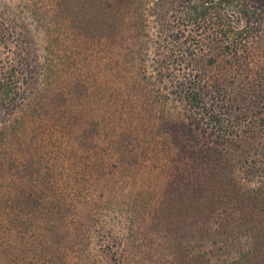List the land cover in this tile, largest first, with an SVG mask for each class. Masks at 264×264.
I'll return each instance as SVG.
<instances>
[{
  "label": "rangeland",
  "instance_id": "rangeland-1",
  "mask_svg": "<svg viewBox=\"0 0 264 264\" xmlns=\"http://www.w3.org/2000/svg\"><path fill=\"white\" fill-rule=\"evenodd\" d=\"M30 1L40 9L51 5H0L14 10ZM63 28L50 49L46 34L36 36L41 55H51L60 71L44 91L40 118L24 133L31 156L4 172L0 166V264H44L46 237L56 264H236L244 253L249 255L241 264H264V239L247 242L236 228L241 211L223 202L232 185L243 197L258 187L236 156L207 188L200 161L175 150L151 154V128L140 124L132 102L111 91L107 71L98 68L107 59L103 49L80 46L79 37ZM94 60L91 71L87 65ZM194 134L200 139L196 149L217 146L208 133ZM107 232L106 241L117 246L103 255L99 245Z\"/></svg>",
  "mask_w": 264,
  "mask_h": 264
},
{
  "label": "trees",
  "instance_id": "trees-1",
  "mask_svg": "<svg viewBox=\"0 0 264 264\" xmlns=\"http://www.w3.org/2000/svg\"><path fill=\"white\" fill-rule=\"evenodd\" d=\"M50 2L42 9L33 1L14 10L0 5L1 171L31 156L24 133L40 118L44 91L60 71L51 55H41L36 36L46 34L50 49L63 26L64 34L79 37L80 46L103 49L107 59L103 56L98 68L107 71L111 91H122L132 102L140 124L151 128V154L175 150L200 161L207 188L231 167L229 156H236L258 187L243 197L232 185L234 193L226 191L223 202L241 211L236 228L247 242L264 239V218L253 213L264 214V0ZM96 62L87 67L96 69ZM196 130L217 146L196 149ZM106 235L99 245L103 255L117 246ZM45 239L40 258L56 264L53 245ZM115 252L110 254L117 260Z\"/></svg>",
  "mask_w": 264,
  "mask_h": 264
}]
</instances>
